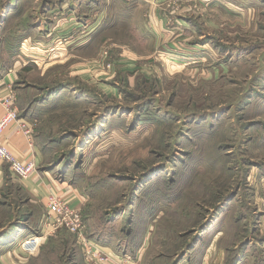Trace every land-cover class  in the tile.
<instances>
[{
	"label": "rangeland",
	"instance_id": "1",
	"mask_svg": "<svg viewBox=\"0 0 264 264\" xmlns=\"http://www.w3.org/2000/svg\"><path fill=\"white\" fill-rule=\"evenodd\" d=\"M212 1L0 0L2 67L26 38L27 54L47 33L57 51L16 72L44 169L91 239H146L145 264H177L203 235L223 264H264V0ZM27 192L0 191V264H86Z\"/></svg>",
	"mask_w": 264,
	"mask_h": 264
},
{
	"label": "crops",
	"instance_id": "2",
	"mask_svg": "<svg viewBox=\"0 0 264 264\" xmlns=\"http://www.w3.org/2000/svg\"><path fill=\"white\" fill-rule=\"evenodd\" d=\"M164 1L166 0H157V3H159L160 5V4H163ZM212 2H215V0ZM74 34L76 35V33ZM50 36L51 35L47 33L45 34V36L38 38L39 47L36 48L37 51L33 52L36 54V56H32L30 53L27 54V52L29 51H27V49L25 48L26 45L29 46L30 42L34 43V40L36 39L31 40L30 38H26L24 42L21 43L22 46L16 48L15 51L13 52V57L14 58L16 57L15 59L13 58V60H15L14 64H10V65L8 64L7 67H2L0 65V91L4 90L6 85L11 84L13 91H14L15 98H16V105L17 103L20 102L21 96H23V93L25 91L21 87H19V85L16 82V74H17L16 72L21 67L26 66L27 62L25 61L27 60H29L28 63H34L36 65L45 63L44 61L45 58H47V56H49L51 52L49 50V47L51 45L49 41L51 40ZM70 44H71L70 46L73 45L72 42ZM57 47L59 48V51L63 52V54H67V49L65 45L61 43V45ZM78 47H80V45ZM78 47H75L74 49ZM56 52L57 51L55 50V52L53 51L51 53H56ZM25 56H27V58ZM29 87L30 88H27L26 90L27 94L30 91L32 92V90L36 88L35 86H29ZM4 114H5V109L0 104V119L3 117ZM19 117L21 120H24L31 127L29 118L27 116L20 114ZM1 141L10 149V151L14 154V156L18 158L19 160L21 161L34 160L39 168V171H38V175L36 176V178L29 180V181H20V180H17L15 177H13V175L11 174L8 168V165L0 162V191L4 189L7 186V184H10V182H12V184H16L23 192L28 191L27 193L32 197V199L33 200L35 199L34 200L35 202L37 201L38 204H41V206L45 210L47 209V198H46L47 191H52L59 195H68L69 193H72L70 191V188L65 187V184L63 182L58 183L54 178H52L51 176L52 172L48 170L46 172L44 168L46 167L47 159L45 160V158H43V154H41V150L39 148L38 143H35L36 142L35 138L33 140L34 142L33 146H30V143L26 140V137L21 132L18 122L15 121L9 124V126L6 128L4 134L1 137ZM76 197L77 196H75L74 199H76ZM81 205L82 204L79 201H76L73 203V207L75 208L80 207ZM19 228L20 227H18L17 229L19 230ZM14 231H13L14 233L18 234L17 230H14ZM148 231L151 232V229ZM217 237L213 241H216ZM200 242L202 243L205 242L204 235L201 238V240H198L195 245L189 248L192 250L190 252L188 251V253L184 256V258L180 260L179 262H177V264H223L224 257L221 255V252H217V254L215 253L214 255H212L211 248H210L211 246L208 247L206 251H204L203 250L204 247L203 245L200 244ZM99 244L105 250H112L121 255L126 254V255H131L133 257L137 256L138 261L135 264H145L144 256L146 252L145 250L147 248L146 239L141 240V243L138 244L139 246L135 248L134 252H130L127 246L122 248L121 252H119L118 250L117 252L110 246H103L100 242Z\"/></svg>",
	"mask_w": 264,
	"mask_h": 264
},
{
	"label": "built area",
	"instance_id": "3",
	"mask_svg": "<svg viewBox=\"0 0 264 264\" xmlns=\"http://www.w3.org/2000/svg\"><path fill=\"white\" fill-rule=\"evenodd\" d=\"M0 104L5 109V114L0 119V162L8 165V168L16 179L29 181L38 175L39 168L34 160L21 161L14 156L10 149L1 141L6 128L12 122H18L21 132L26 140L33 146L32 128L19 117L16 108V98L11 84L6 85L0 91ZM72 194L59 195L47 191V215L44 231H57L65 229L69 234L76 237L86 264H135L138 257L121 255L112 250H105L97 241L91 239L86 232V225L81 210L71 205ZM41 236H32L23 241V248L30 254L39 248Z\"/></svg>",
	"mask_w": 264,
	"mask_h": 264
}]
</instances>
